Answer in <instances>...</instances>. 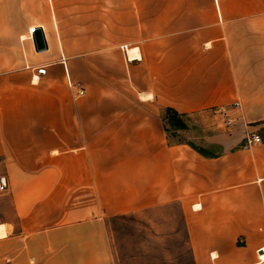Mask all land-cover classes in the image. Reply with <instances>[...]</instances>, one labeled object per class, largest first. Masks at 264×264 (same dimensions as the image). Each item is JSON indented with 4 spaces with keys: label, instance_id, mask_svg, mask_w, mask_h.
Segmentation results:
<instances>
[{
    "label": "crops",
    "instance_id": "crops-1",
    "mask_svg": "<svg viewBox=\"0 0 264 264\" xmlns=\"http://www.w3.org/2000/svg\"><path fill=\"white\" fill-rule=\"evenodd\" d=\"M0 181V264H112L107 218L172 205L193 264H264V0H0Z\"/></svg>",
    "mask_w": 264,
    "mask_h": 264
},
{
    "label": "rangeland",
    "instance_id": "rangeland-1",
    "mask_svg": "<svg viewBox=\"0 0 264 264\" xmlns=\"http://www.w3.org/2000/svg\"><path fill=\"white\" fill-rule=\"evenodd\" d=\"M215 118L204 113L182 119L186 128L175 141L203 152L218 151L209 143L220 135ZM106 229L112 264H193L182 213L176 205L107 218ZM5 235V227L0 225V239Z\"/></svg>",
    "mask_w": 264,
    "mask_h": 264
},
{
    "label": "trees",
    "instance_id": "trees-1",
    "mask_svg": "<svg viewBox=\"0 0 264 264\" xmlns=\"http://www.w3.org/2000/svg\"><path fill=\"white\" fill-rule=\"evenodd\" d=\"M163 119L166 123V131L171 129V131H181L185 130V124L182 122V118L180 116L172 111V110H166L163 112ZM168 127V128H167ZM193 150H195L197 153H199L202 156H208L205 152H203L201 149H198L194 147L193 145L188 144Z\"/></svg>",
    "mask_w": 264,
    "mask_h": 264
},
{
    "label": "water",
    "instance_id": "water-1",
    "mask_svg": "<svg viewBox=\"0 0 264 264\" xmlns=\"http://www.w3.org/2000/svg\"><path fill=\"white\" fill-rule=\"evenodd\" d=\"M32 38H33L34 46L37 52H42L46 50V44H45L44 37H43L41 30H38V29L35 30ZM0 184L3 188L5 187L3 181H0Z\"/></svg>",
    "mask_w": 264,
    "mask_h": 264
},
{
    "label": "built area",
    "instance_id": "built-area-1",
    "mask_svg": "<svg viewBox=\"0 0 264 264\" xmlns=\"http://www.w3.org/2000/svg\"><path fill=\"white\" fill-rule=\"evenodd\" d=\"M32 32H33V30H32ZM37 73L38 74H44L45 70L43 68L39 69V70H37ZM69 86H70V88L71 87L73 88L74 85L69 83ZM74 87H76L78 89L76 96H82L84 94V90L80 89L78 85H75ZM260 142H261L260 138L258 136L254 135L247 141V145L259 144ZM0 190H3V187L1 186V184H0Z\"/></svg>",
    "mask_w": 264,
    "mask_h": 264
}]
</instances>
